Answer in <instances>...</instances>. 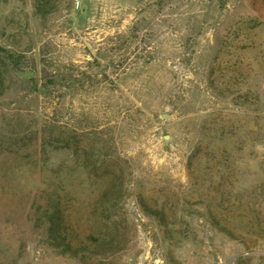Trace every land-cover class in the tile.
Here are the masks:
<instances>
[{"label": "rangeland", "instance_id": "374dc122", "mask_svg": "<svg viewBox=\"0 0 264 264\" xmlns=\"http://www.w3.org/2000/svg\"><path fill=\"white\" fill-rule=\"evenodd\" d=\"M0 264H264V0H0Z\"/></svg>", "mask_w": 264, "mask_h": 264}, {"label": "trees", "instance_id": "16d2710c", "mask_svg": "<svg viewBox=\"0 0 264 264\" xmlns=\"http://www.w3.org/2000/svg\"><path fill=\"white\" fill-rule=\"evenodd\" d=\"M54 211H56L54 209ZM55 212L51 213L49 216H44V219H46L47 225H48V232L51 233H59V230L61 229L59 222L57 221V218ZM48 218V219H47ZM113 237L109 236L108 233L106 232L102 237L96 238L95 241H97V247L98 248H108L109 246L114 245L113 243ZM111 244V245H110Z\"/></svg>", "mask_w": 264, "mask_h": 264}]
</instances>
